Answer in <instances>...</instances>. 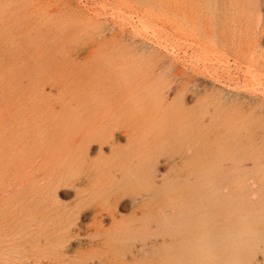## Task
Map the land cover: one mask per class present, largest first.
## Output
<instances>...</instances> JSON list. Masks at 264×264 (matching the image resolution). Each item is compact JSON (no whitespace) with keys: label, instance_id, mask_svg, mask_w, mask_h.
<instances>
[{"label":"rangeland","instance_id":"rangeland-1","mask_svg":"<svg viewBox=\"0 0 264 264\" xmlns=\"http://www.w3.org/2000/svg\"><path fill=\"white\" fill-rule=\"evenodd\" d=\"M263 15L0 0V264H264Z\"/></svg>","mask_w":264,"mask_h":264},{"label":"bare ground","instance_id":"bare-ground-1","mask_svg":"<svg viewBox=\"0 0 264 264\" xmlns=\"http://www.w3.org/2000/svg\"><path fill=\"white\" fill-rule=\"evenodd\" d=\"M180 6H181V4L180 3H177L176 5H175V10L177 11V12H179L180 11ZM48 12V11H47ZM263 13V12H262ZM264 16V15H263ZM117 34V33H116ZM91 54V53H90ZM78 57H80V56H78ZM126 58V57H125ZM79 59V58H78ZM115 65V64H114ZM185 76H187L186 75V73H185ZM177 83V82H176ZM38 85V84H37ZM190 85V84H189ZM55 86V85H54ZM90 86V85H89ZM244 87V86H243ZM82 90V89H81ZM56 92V91H55ZM200 92V91H199ZM62 94V93H61ZM80 96V95H79ZM127 97V96H126ZM214 97V96H213ZM212 97V98H213ZM122 99V98H121ZM187 101V100H186ZM250 103V102H249ZM133 111V110H132ZM131 111V112H132ZM115 112V111H114ZM184 113V112H183ZM192 119V118H191ZM80 124V123H79ZM194 131V130H193ZM193 133V132H192ZM242 140V139H241ZM198 146V145H197ZM249 164V163H248ZM197 193V192H196ZM204 193V192H203ZM204 195V194H203ZM207 196V195H206ZM217 204V203H216ZM218 205V204H217ZM223 205V204H222ZM262 206V205H261ZM158 207V206H157ZM233 209H234V207H233ZM162 216V215H161ZM249 227V226H248ZM100 228V227H99ZM99 228H97V229H99ZM248 231V230H247ZM100 232V231H99ZM95 233V232H94ZM263 233V232H262ZM199 234V233H198ZM197 234V235H198ZM200 236V235H199ZM264 242V241H263ZM259 244V243H258ZM240 248V247H239ZM57 251V250H56ZM20 253V252H19ZM22 254V253H21ZM252 260V259H251ZM94 261V260H93ZM95 262V261H94ZM23 264V263H22Z\"/></svg>","mask_w":264,"mask_h":264}]
</instances>
